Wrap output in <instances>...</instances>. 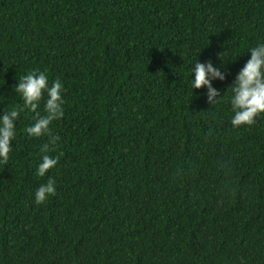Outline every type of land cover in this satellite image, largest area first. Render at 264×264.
I'll return each instance as SVG.
<instances>
[{
	"label": "trees",
	"instance_id": "obj_1",
	"mask_svg": "<svg viewBox=\"0 0 264 264\" xmlns=\"http://www.w3.org/2000/svg\"><path fill=\"white\" fill-rule=\"evenodd\" d=\"M258 42L264 0H0V112L30 71L65 86L52 137L25 110L0 164V264H264V115L234 128L227 93Z\"/></svg>",
	"mask_w": 264,
	"mask_h": 264
},
{
	"label": "clouds",
	"instance_id": "obj_2",
	"mask_svg": "<svg viewBox=\"0 0 264 264\" xmlns=\"http://www.w3.org/2000/svg\"><path fill=\"white\" fill-rule=\"evenodd\" d=\"M248 53H250V59L240 69L227 91V93L230 92L229 100L233 113L231 125L234 128L252 125L257 117L264 115V42H258L255 47L248 50ZM227 54L228 51L219 54L223 61L222 67L226 65L222 56ZM190 75L192 90L206 88L207 101L215 106L220 99L217 97L221 95L213 86V81L226 80L225 73L211 60L200 62L198 58L191 67ZM64 89V83L60 79L49 84L47 74L39 70L30 71L19 78L13 90L20 97L22 106L19 109L13 107L0 112V164H8L10 160L13 141L16 138V124L25 110L36 114L35 122L25 128L26 134L34 138L44 135L52 137L50 125L64 115ZM41 101L44 104L45 115L43 116L38 112ZM57 139L51 138L50 143L43 145L41 152L48 153L54 150ZM57 163L56 158L44 154L36 171L40 177H45ZM55 193L56 182L49 177L47 182L41 184L35 191V203L42 204Z\"/></svg>",
	"mask_w": 264,
	"mask_h": 264
}]
</instances>
